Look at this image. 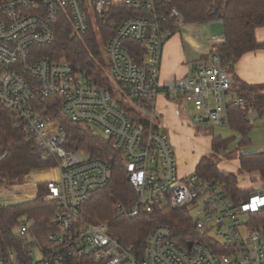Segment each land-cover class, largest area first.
Instances as JSON below:
<instances>
[{"label": "built area", "instance_id": "obj_1", "mask_svg": "<svg viewBox=\"0 0 264 264\" xmlns=\"http://www.w3.org/2000/svg\"><path fill=\"white\" fill-rule=\"evenodd\" d=\"M170 3L0 0V107L12 113L14 126L24 130L41 154L57 161L52 168L55 176L47 181L49 198L58 203L52 220L55 231L47 246L38 247L40 258L30 251L28 264H65L74 258H91L99 264H264V229L250 223L252 213L264 210V186L247 201L236 203L223 183L203 178L196 170L180 175L169 136L150 121L160 93L185 104L193 127H228L229 106H247L232 92L231 68L218 51L191 63L188 75L160 82L163 48L187 24ZM119 4L138 14L125 17L103 44V61L96 60L101 80L77 70L65 57L55 60L38 51L56 41L61 20L69 23L73 36L83 39ZM224 41L225 35L213 37L214 45ZM133 43L141 46V54L133 52ZM39 97L52 98L72 121L113 140L137 194L130 207L116 204L119 215L130 219L155 207L186 208L196 229L213 238L216 246L200 241L181 245L172 238L170 227L159 225L147 237L144 256L139 258L134 245L109 233L108 222L81 219V208L91 193L110 182L112 164L70 145L63 127L39 110ZM122 101L131 103L138 118L148 123L133 117ZM27 230L23 224L19 234ZM0 264L22 263L15 252L0 248Z\"/></svg>", "mask_w": 264, "mask_h": 264}, {"label": "trees", "instance_id": "obj_2", "mask_svg": "<svg viewBox=\"0 0 264 264\" xmlns=\"http://www.w3.org/2000/svg\"><path fill=\"white\" fill-rule=\"evenodd\" d=\"M169 6L176 7L187 24L222 20L225 41L213 45L212 51H218L224 65L230 66L231 70L235 61L243 54L264 49V42L260 43L256 38V29L264 26V0H171ZM136 14L138 11L132 7L115 5L104 18L98 19V31L92 25L83 39L73 36L69 23L61 20L56 41L38 51L42 56L55 60L65 57L77 70H85L101 80L103 72L96 62L97 59L103 61L98 32L105 43L115 34L117 26L125 17ZM132 45L133 52L141 54V46L137 43ZM138 61L143 63V57L139 56ZM263 90L264 85L257 87L247 83H233L232 92L247 104L246 107L237 104L229 106L228 127L242 136L238 148L251 143L249 134L252 122L249 120V113L256 110L259 115L263 114ZM38 101L39 110L52 116L55 123L63 127L70 145L87 151L93 158L105 159L112 164L110 182L91 193L81 208V219L93 223L108 222L109 233L123 244L134 245L139 258L144 256L147 237L159 225L170 227L172 238L181 245L187 246L190 242L200 241L216 246L217 242L213 238L196 229L193 216L186 208L155 207L151 213L142 211L137 217L130 219L119 215L116 204L120 202L130 207L135 204L137 194L129 182L123 156L114 148L113 140L86 124L72 121L52 98L39 97ZM138 119L148 123L143 118ZM210 134L214 136L212 147L216 153L226 151L235 140L234 137L223 138ZM213 156H204L196 171L203 178L223 183L234 202L247 201L253 191L241 190L238 187V175L220 171ZM239 160L242 170L259 173L264 182V152L241 153ZM56 165V159L41 154L34 143L27 140L24 130L14 126L12 113L0 107V189L23 185L33 173ZM49 194L48 182H39L33 199L10 204L0 203V248L15 252L22 264H28L31 260L29 253L32 248L47 246L49 235L55 231L52 220L58 211V203L50 199ZM250 223L252 227L264 229V210L252 213ZM23 224L28 225L25 235L19 234ZM65 264L99 263L91 258H74L67 260Z\"/></svg>", "mask_w": 264, "mask_h": 264}, {"label": "crops", "instance_id": "obj_3", "mask_svg": "<svg viewBox=\"0 0 264 264\" xmlns=\"http://www.w3.org/2000/svg\"><path fill=\"white\" fill-rule=\"evenodd\" d=\"M186 26L172 36L163 48L160 76L161 83L188 75L191 63L202 58H207L212 51L214 42H212V44H210L204 51L193 52L192 54L188 53L185 48L184 37L186 36L185 34H189L190 31H186V29L183 32ZM256 38L258 42H264V26L256 29ZM231 74L233 77V83H247L257 87L263 86L264 49H255L243 54L233 64ZM188 119L189 115L183 102L173 101L165 93H160L157 96L155 101V117L150 119V121L157 131L169 136L178 158L180 175L186 176L192 173L197 170V167L204 156L214 155V157L219 159L217 160V164L220 171L234 172L238 175V187L241 190L254 191L264 186V182L260 178L259 173L244 171L242 170L239 158L237 161L229 158L228 155L238 148L239 141H237L238 138L235 135L226 137L235 138L229 147L237 141V146L234 150L228 152V147L226 151L216 153L212 147L214 136L212 134L208 135L207 133H200L201 135L199 137L195 136V129L199 131L201 126H191ZM199 132H201V130ZM216 136L223 137V135L218 134ZM249 138L251 143L247 145V148H252V150L244 153L264 152V112L252 122V130L249 134ZM200 139L204 141H201ZM186 142L194 144L193 150L187 146ZM36 174L38 175L39 173ZM51 178L52 177L46 178L45 176L40 175L36 183L23 184L17 187L14 196L1 197L0 203L10 204L31 200L37 194V183L40 181L47 182ZM257 178L259 181H256Z\"/></svg>", "mask_w": 264, "mask_h": 264}, {"label": "rangeland", "instance_id": "obj_4", "mask_svg": "<svg viewBox=\"0 0 264 264\" xmlns=\"http://www.w3.org/2000/svg\"><path fill=\"white\" fill-rule=\"evenodd\" d=\"M184 27H182V28H184ZM95 29L98 31L97 24H95ZM185 30L186 31H190L189 34H185L186 36L184 35L185 36L184 37L185 48H186L187 52L190 53V54H192L193 52L204 51L205 49L208 48V46L210 44H212L214 36L224 34L223 22L220 21V20H210V21H205V22H200V23L187 24V26L183 30V32ZM98 35H100L99 32H98ZM99 40H100L99 43H100V52H101L100 55H101V58L103 59L104 58V53H103V46H104L103 44H104V42L101 40L100 36H99ZM97 60L101 62V60H99V59H97ZM116 95H117V97H119V95L117 93H116ZM180 102H182V101H180ZM122 104H123V107L127 111H129V113L133 117H136V118L139 117L138 114H137L136 109L134 108V106L131 103L122 101ZM194 109L195 108L193 106H191V110L195 111ZM209 127L210 126H201L200 127L201 132H199L200 130L198 131L197 129H195L194 135L199 137L201 134H204V133H207L208 135L210 133H213L215 135H217V134L218 135H223V137H225V138L229 137V136H232V135H235L238 138L237 141L241 140V137H242L241 134H239L235 130L230 129L227 126H224V125H222V126H211L212 127V128H210L211 130L209 129ZM95 130H96V132L101 133V131H99L97 129H95ZM201 141H204V140H201ZM237 141H235L229 147V149L227 150L228 152H230V150H234V148L237 146ZM186 144H187V146L190 149L193 150L194 144H192L191 142L190 143L186 142ZM185 147H186V145H185ZM247 147L248 146L241 147V148H236L233 153L228 155L229 158L231 160L237 161V159L239 158V155L241 153L248 152V151L252 150V148H247ZM223 154H225V153H223ZM225 156H227V155L225 154ZM213 158L216 161L219 160L217 157L213 156ZM36 173H39V174L37 175ZM36 173H33L30 177H28L24 184L36 183V181H37L38 177H40V175L41 176H45L46 178H50V177H54L55 176V171H53L52 168L45 169V170H42V171H37ZM256 181H259L258 178L256 179ZM40 182H42V181H40ZM43 182H45V181H43ZM19 186L20 185H17V186L12 187V188H7V187L6 188H1L0 189V198L4 197V196L5 197L14 196V194L16 193V189ZM242 217H243L244 220L248 221V216H242ZM31 250L33 251L36 259L40 258L38 247H34Z\"/></svg>", "mask_w": 264, "mask_h": 264}, {"label": "water", "instance_id": "obj_5", "mask_svg": "<svg viewBox=\"0 0 264 264\" xmlns=\"http://www.w3.org/2000/svg\"><path fill=\"white\" fill-rule=\"evenodd\" d=\"M259 114L256 110H253L249 113V120L251 122H254L258 118ZM192 243H189V246H191Z\"/></svg>", "mask_w": 264, "mask_h": 264}]
</instances>
